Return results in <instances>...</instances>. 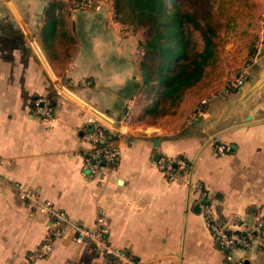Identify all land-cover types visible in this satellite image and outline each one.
I'll use <instances>...</instances> for the list:
<instances>
[{"label": "crops", "instance_id": "crops-1", "mask_svg": "<svg viewBox=\"0 0 264 264\" xmlns=\"http://www.w3.org/2000/svg\"><path fill=\"white\" fill-rule=\"evenodd\" d=\"M75 1L0 0V264L27 261L52 226L20 188L85 227H95L102 210L110 241L145 264H264V241L230 252L219 246L196 190L203 187L204 201L231 230L264 218V11L251 41L256 53L233 62L237 76L249 72L243 86L222 85L210 97L187 90L172 111L153 115L162 87L141 100L137 35L124 33L110 4L81 10ZM35 44L58 81L119 128L64 93ZM37 98L50 99L55 118L37 111ZM201 105L203 114L189 123ZM101 124L120 159L92 174L85 165L89 133ZM220 145L230 150L221 153ZM161 157L185 158L190 175L171 178ZM110 262L64 225L53 251L33 264Z\"/></svg>", "mask_w": 264, "mask_h": 264}, {"label": "trees", "instance_id": "trees-1", "mask_svg": "<svg viewBox=\"0 0 264 264\" xmlns=\"http://www.w3.org/2000/svg\"><path fill=\"white\" fill-rule=\"evenodd\" d=\"M213 1L191 0V9L175 2L169 9L167 0H115L117 15L123 7H129L139 24L148 28L146 43L139 44L140 47L144 45L146 50V56H142L140 62L143 84L157 81V85L152 87H162L151 114L163 113L167 102L176 105L185 91L200 86L199 82L205 77L208 66L216 60L217 28L214 15L226 12L227 3L231 0H216L215 8ZM195 30H200L203 38L201 49H196L198 42L193 39ZM256 50L252 47L251 55ZM98 127L105 131L110 141H114L108 127L103 124Z\"/></svg>", "mask_w": 264, "mask_h": 264}, {"label": "built area", "instance_id": "built-area-1", "mask_svg": "<svg viewBox=\"0 0 264 264\" xmlns=\"http://www.w3.org/2000/svg\"><path fill=\"white\" fill-rule=\"evenodd\" d=\"M96 0H78L75 1V9L88 10L94 8L99 10L100 6H93ZM248 70L242 71L232 82V86H243L247 79ZM209 99H204L205 104ZM37 111L44 117L55 118L53 107L50 99L37 98L34 101ZM203 114V105L199 106L189 123L197 121ZM131 115V111L127 116ZM89 139L93 148L86 153L85 165L90 168L92 174L98 171H105L108 165L116 166L120 159V149L114 141H110L109 137L102 128L97 127L89 133ZM219 151L225 153L230 150L229 147L220 145ZM160 169L173 179H182L185 175H190V167L188 161L183 157H161L158 161ZM197 193L200 196L202 211L207 224L213 233L219 246L226 251H232L237 248L250 249L256 244L264 241V218H259L254 226H247L242 231H234L229 229L227 223L223 221L214 212L210 203L204 201L206 193L201 185H198ZM20 196L23 199L33 202L38 210L52 217L53 222L48 230L45 240L35 249L29 256V259L22 264H33L35 260L44 258L54 249V241L59 229L64 225H71L75 230V240L78 243H90L100 253L110 258L109 264H145L126 248L115 246L109 238V227L106 223V216L102 210L99 211L97 223L95 227L89 228L75 223L64 211L55 208L53 205L43 202L38 192L32 189L20 188Z\"/></svg>", "mask_w": 264, "mask_h": 264}, {"label": "rangeland", "instance_id": "rangeland-1", "mask_svg": "<svg viewBox=\"0 0 264 264\" xmlns=\"http://www.w3.org/2000/svg\"><path fill=\"white\" fill-rule=\"evenodd\" d=\"M114 2L115 0H96L93 6L99 5V10H102L110 4L113 8L114 18L121 20L124 33L137 35L139 41L145 44L148 38V28L139 24L130 12L129 7H123L122 12L117 15L114 9ZM175 2L183 8H192L191 0H167L168 8H172ZM213 6L214 8L217 6L216 0L213 1ZM227 7L229 10L227 9L226 12H218L214 15L213 21L217 28V35L215 36L216 60L208 66L205 77L199 82L200 86L188 89H199L201 94L207 97L215 94L214 90L216 87L222 85L230 86L232 84L237 76V71L233 70V62L239 60L238 54H242L244 51H251L253 46L251 41L257 37L258 29L261 27V20L263 19L264 0H231V2L227 3ZM261 30L264 37V23ZM193 39L198 42L196 49H201L203 38L200 30L193 32ZM139 51H141L143 57L146 56L144 45L142 47L139 45ZM154 85H157V81L147 85L144 84L145 88L141 100L145 101L148 99L147 95ZM173 108H175V105L167 102L163 112L172 111ZM161 113L159 111L158 114Z\"/></svg>", "mask_w": 264, "mask_h": 264}, {"label": "water", "instance_id": "water-1", "mask_svg": "<svg viewBox=\"0 0 264 264\" xmlns=\"http://www.w3.org/2000/svg\"><path fill=\"white\" fill-rule=\"evenodd\" d=\"M35 47H36L37 52L39 53L43 63L45 64L47 70L49 71L50 75L52 76L54 81H56L58 83L59 87L61 88V90L64 93H66L67 95H69L70 97H72L73 99L78 101L79 103H81L83 106H85L87 109H89L96 117L100 118L105 123L111 125L112 127L119 128V126H120L119 123H117L116 121H114L113 119H111L110 117H108L107 115H105L104 113L99 111L98 109L94 108L93 106H91L88 103H86L85 101H83L81 98H79L77 95H75L72 91H70L67 87H65L62 83H60L58 81V79L56 78L55 74L53 73V70L51 69L50 65L48 64L47 60L45 59V56L41 52L40 48L36 44H35Z\"/></svg>", "mask_w": 264, "mask_h": 264}]
</instances>
